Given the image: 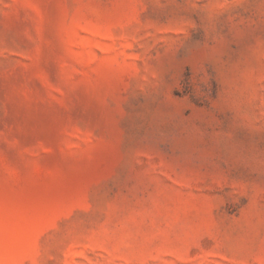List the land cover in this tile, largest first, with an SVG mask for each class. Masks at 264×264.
<instances>
[{"label": "rangeland", "instance_id": "rangeland-1", "mask_svg": "<svg viewBox=\"0 0 264 264\" xmlns=\"http://www.w3.org/2000/svg\"><path fill=\"white\" fill-rule=\"evenodd\" d=\"M0 264H264V0H0Z\"/></svg>", "mask_w": 264, "mask_h": 264}]
</instances>
